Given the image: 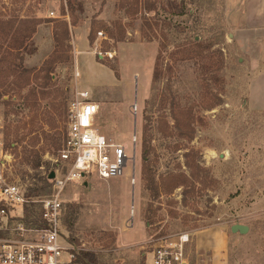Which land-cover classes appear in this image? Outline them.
Instances as JSON below:
<instances>
[{"label": "rangeland", "instance_id": "obj_1", "mask_svg": "<svg viewBox=\"0 0 264 264\" xmlns=\"http://www.w3.org/2000/svg\"><path fill=\"white\" fill-rule=\"evenodd\" d=\"M149 2L151 11L126 13L118 0H0V175L42 185L69 103L88 89L102 102L96 126L130 158L122 176L64 190L67 244L99 264H146L152 240L189 233L187 264H264V0ZM72 31L78 44L86 35L91 64L106 67L109 83L87 85ZM54 51L67 58L45 80L37 69ZM147 173L160 186L155 198ZM178 173L186 186L167 177Z\"/></svg>", "mask_w": 264, "mask_h": 264}, {"label": "built area", "instance_id": "obj_2", "mask_svg": "<svg viewBox=\"0 0 264 264\" xmlns=\"http://www.w3.org/2000/svg\"><path fill=\"white\" fill-rule=\"evenodd\" d=\"M101 35V33H99ZM99 105L86 90H77L69 103L66 128L52 166L44 175L47 189L33 194L32 185L0 175V264H82L76 251L62 238L66 188L85 185L91 177L109 180L124 174L126 148L109 140L96 126ZM136 132L131 141L136 142ZM0 149V167L5 163ZM53 171L54 176L49 178ZM135 183V178L130 177ZM35 208L38 219L27 216ZM189 233L152 240L148 264H187L183 247Z\"/></svg>", "mask_w": 264, "mask_h": 264}, {"label": "trees", "instance_id": "obj_3", "mask_svg": "<svg viewBox=\"0 0 264 264\" xmlns=\"http://www.w3.org/2000/svg\"><path fill=\"white\" fill-rule=\"evenodd\" d=\"M119 3L117 5L118 8H126L125 12L129 13V12H133L136 13L139 10H144L145 12L151 11L155 8V4L152 2H149V0H118ZM67 5L69 6L70 9L73 10V6L71 5V3L68 1ZM62 40H68L69 37V29H68V25L66 23H62ZM111 35V33H110ZM53 37L55 42L59 41V36H58V32H56V30L53 31ZM88 40L90 41V43L92 42V37H90V35L88 36ZM119 41H122V38L120 37L118 39ZM67 58V56H63V59L61 58V56L56 55V51L52 52L51 56H49L47 59H45L42 63V65L37 69V71H41L44 74V79L48 80L50 78L51 73L53 72L54 69V65L56 62H62L63 60H65ZM23 72L25 73H31L33 71L31 70H24ZM157 77H159V71L157 69V66H155L154 68V73H153V80H155ZM35 78H37V76L35 75ZM26 80V79H25ZM26 82L28 83V79L26 80ZM2 94L0 93V96ZM187 113L190 114L189 111H187ZM175 125H177V127H179L178 124V118L175 117ZM66 128V126H65ZM65 128L63 131V136H62V140L64 137V133H65ZM192 131V130H191ZM145 131H143V136H145ZM61 140V142H62ZM61 145V144H60ZM60 147V146H59ZM58 147V148H59ZM146 138H143L142 141V152H143V156L145 157L147 155V149H146ZM57 148V149H58ZM26 152H28L30 155L31 151L25 149ZM34 158H35V163L36 166H38V155L35 153L34 154ZM188 167H191V165H189L187 163ZM147 167V163H145V166ZM145 173V171L142 172V175ZM147 176L146 181H145V187L150 191V196L152 198H155L159 193H160V186L159 183H157L155 181V178L153 175H151L150 173L146 174ZM194 176V175H193ZM167 177H173L176 180V185L174 187H179V186H186L187 184V178H184L182 173H178V174H170ZM43 181H42V185L40 186H36V185H32L31 192L33 194H38L41 192H45V190L47 189V185H46V179H45V175H43ZM163 178V177H162ZM186 193V192H185ZM27 216L32 218V219H38L39 217V213L38 211L33 208L30 209L29 212L27 213ZM145 218L149 219L150 221H152L151 219V215L150 214H145ZM76 259L78 262L82 263V264H99L97 258L95 257V255L91 252H84V251H80L76 253Z\"/></svg>", "mask_w": 264, "mask_h": 264}, {"label": "crops", "instance_id": "obj_4", "mask_svg": "<svg viewBox=\"0 0 264 264\" xmlns=\"http://www.w3.org/2000/svg\"><path fill=\"white\" fill-rule=\"evenodd\" d=\"M74 28V27H73ZM73 31H72V39H73V45H74V51H75V54H76V60H77V64L81 67V61H80V56H84V58L83 59H85V61H87L89 64H88V66H89V68H90V80L88 81V83L89 84H87V85H89V86H93V88H95V86H97V88L100 86V84L102 85H105V83L107 84V83H109V81L107 82H105L104 80H103V78L105 77V76H103L104 75V73H105V68L106 67H103V68H100V70H98V69H96L92 64H91V61H90V59H89V56H90V54H91V52L92 51H88L87 50V48H89V46L86 44V35H84L83 36V38L81 39V41L79 42V44H78V42L76 41V39H75V37H74V35H73ZM37 55V54H36ZM109 69V68H108ZM109 71H111L110 69H109ZM112 72V71H111ZM113 73V72H112ZM115 77V76H114ZM116 81H118L117 79H116V77H115V80H112V81H110L111 83L112 82H116ZM83 90H86V91H88V93H89V95H90V97L92 98V100L93 101H95L96 103H98V105H100V104H102V102H98V101H96V100H94L93 99V95H92V93L88 90V89H83ZM252 90V89H251ZM99 93V92H98ZM97 93V94H98ZM101 97V96H100ZM101 101H102V99L103 98H99ZM124 108V107H123ZM254 108H258V109H260L258 106H257V102L255 101L254 102ZM115 110V111H114ZM116 110L117 109H114V108H112L111 109V113H112V115H113V112H115L116 113ZM261 110H264V109H261ZM119 113V111H117V114ZM134 129V128H133ZM109 140H111V139H109ZM112 141V140H111ZM114 142V141H113ZM121 144V143H120ZM124 147H125V144L123 143L122 144ZM87 184H88V181H87ZM83 186H86V184L85 185H83ZM136 235V234H135ZM148 257V258H147ZM151 257H152V254H151V252H147L146 253V255H145V263L146 264H148L149 262H150V260H151Z\"/></svg>", "mask_w": 264, "mask_h": 264}, {"label": "water", "instance_id": "obj_5", "mask_svg": "<svg viewBox=\"0 0 264 264\" xmlns=\"http://www.w3.org/2000/svg\"><path fill=\"white\" fill-rule=\"evenodd\" d=\"M54 176V172L51 171L48 175L49 178H52ZM247 227L245 225H241V224H234L231 226V231H238L239 233H244L246 232Z\"/></svg>", "mask_w": 264, "mask_h": 264}]
</instances>
